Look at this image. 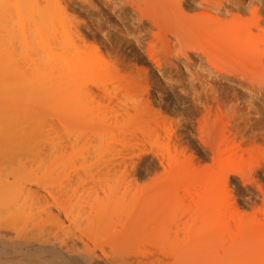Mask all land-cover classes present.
Listing matches in <instances>:
<instances>
[{
  "label": "bare ground",
  "instance_id": "bare-ground-1",
  "mask_svg": "<svg viewBox=\"0 0 264 264\" xmlns=\"http://www.w3.org/2000/svg\"><path fill=\"white\" fill-rule=\"evenodd\" d=\"M60 1L0 0V264H264V0H106L193 74L211 165L177 138L152 180L126 155L154 104L123 97L105 21L75 20L96 0Z\"/></svg>",
  "mask_w": 264,
  "mask_h": 264
},
{
  "label": "rangeland",
  "instance_id": "rangeland-1",
  "mask_svg": "<svg viewBox=\"0 0 264 264\" xmlns=\"http://www.w3.org/2000/svg\"><path fill=\"white\" fill-rule=\"evenodd\" d=\"M95 3L99 6V9L102 10V13H100V11H99L98 13H96V15L93 16V15L89 14L87 10H83L82 8L78 7L76 10H74L75 12L72 10V12L75 13V16H78V17H75V20L77 22H79V21H82L83 19L89 18V19H91L92 23L98 22V21H100V19L105 21L104 24L106 25V27L108 28L109 33H110L109 43L106 44V48L111 52L113 51L111 54L112 59L115 58L116 62L119 61L118 63H121V64H117V66L120 65V66H118V68L123 67L120 70H123V69L125 70L124 66H122V65H124L125 62H128V60L130 58L131 59L129 60V62L132 63L135 59H137L136 62H133V63H135L136 65L138 64L139 65L138 67L143 66L141 68L144 70H145V68L148 69V70L142 71V73H141L140 71L142 69L140 70L138 68V72H140V73H139V76H137L138 72L135 71V70H137L136 67L133 66V69H131V71L132 70L133 71L131 72L130 68L129 67L127 68V66H126V68H127L125 70L126 73L125 72L123 73V71H124L123 70L122 72H120L121 74L118 75L119 77L122 76L120 78L122 80L123 76L126 78V76H128L129 73H132V74L134 73L133 75L130 74V75L134 76V78H132V76H130V78H131V80H130L128 77V79L130 80V85L133 84L132 85L133 87L131 86L129 90H132V92L130 91V93H133L134 97L132 96L133 98H130L131 95L127 94V93H129V91L123 93V94H127V95L123 96V97H125V100L127 102H128V96H129V101L136 99V101L138 102V99L140 101L142 99H145L144 100L145 102L149 100L148 103L147 102L146 103H147V105L150 103L148 106H149V108H151V110L154 109L153 105L150 106L151 104H154V107H155V109L153 110L154 114H152V111H148V112H150V116L147 117L148 114H145L146 117L145 116L142 117V113H139L141 116L140 117L137 116L136 121L133 122L132 125L129 126L131 128L130 129L131 131H129L130 141H129L128 152L126 155V158L128 160V163H129V167H142L146 170L147 173L149 171L150 174L147 176L148 180H152V178L155 176V174H159L162 176L167 175V170H169L171 167L172 168L173 167L178 168V167L182 166V165L175 166L174 165L175 162L173 163L174 159L176 158V156L174 158V155L176 154V152H177L176 150H178V147L174 146L176 148L174 150V148L172 146V144H173L172 141L174 142V145H175L177 143L174 141L175 139H177V138L178 139L182 138V140L184 139V141L186 143L189 142V143H187L188 146L190 145L192 147L191 148L189 146L188 148H191L192 151L195 153L198 152L199 147H201V146H199L201 144H199L197 137L195 138V140L199 146L197 148H196L195 140L192 139L193 136L194 137H195V135L198 136V134H196L197 133V131H196L197 127H196V125H194L195 120L192 121V116H193V114H195L194 110L196 111L195 104H194L195 101L193 100V95H192L193 89L191 88L192 87L193 74L188 68H185L184 66H182V68H181V66H179L180 68L178 67L180 62L181 61L183 62L185 60L183 55L182 56L179 55V57H178L179 61H178V58H177L178 55L174 54V56H172L170 58L173 61V63H172L173 65L170 63L171 60H168L167 59L168 57H167L166 59H164L165 62L162 61L161 65H160L161 68H158L157 67L158 64H156V60H153L152 57L151 58L149 57L148 52H147L148 49L145 48V46H147L146 45L147 43H145V42H146L147 37H148L147 36L148 35V28L146 26H143V27L139 26L138 27L136 25V23L131 19L132 17H131L130 13H127V14L122 13L119 10H116L113 13L109 12V10L106 7V0H96ZM80 19H82V20H80ZM145 36H146V38H145ZM97 44H98V46L99 45L102 46V44H100L98 42H97ZM115 50L117 52H115ZM145 50H147V51H145ZM174 53H176V52H174ZM177 54H178V52H177ZM113 55L118 56V59H117V57H115ZM127 55H128V57H127ZM135 55H136V58H134ZM175 55H176V57H175ZM124 56L127 57L126 58L127 61H125ZM138 59L139 60L141 59L142 61L141 60L138 61ZM115 60H112V61L114 63H116ZM123 61H125V62H123ZM176 62H178L177 67L175 66ZM144 63L145 64L147 63V64L145 65ZM181 64H183V63H181ZM147 65H148V68H147ZM127 71H129V72L127 73ZM118 78H115L114 79L115 81L114 80L113 81L115 83L119 82L120 79L118 80ZM127 80H126V84L129 83V80L128 81ZM132 80H133V82H132ZM114 82L112 84H114ZM118 84L119 83H117V85ZM117 85L114 84V87L115 86L117 87ZM119 86H120V84H119ZM127 88H129V87H127ZM123 90L126 91L123 88L121 89V86H120L119 91L124 92ZM120 92H119V97H122L123 94H121ZM126 96H127V98H126ZM148 96H149V98H148ZM126 101L124 102V106L125 107L127 106L126 107L127 109H129L128 106L130 107V104L133 105V103L136 102V101H134L133 103L129 102V105H127ZM125 103H126V105H125ZM115 104H116V102H115ZM121 105H123V104H120V106ZM122 108H119V109L117 108V110H116L117 115L121 116V114H123ZM132 108L133 107L131 106L130 111L133 110ZM156 108H157V110H156ZM192 110H193V112H192ZM155 111H157L156 113H159V114L155 115L156 114ZM132 112H133V115H136V113H137L136 111H132ZM190 116H191V119H190ZM189 120H191V121H189ZM180 125H182V126H180ZM181 129H183V131H185L184 132L185 135L182 131V134H183V135H181L182 137L180 136L181 133H179V132H181L180 131ZM187 132H188V134H187ZM185 136H186V138H184ZM192 140L195 143H193ZM166 142L171 143V145L168 144L169 145L168 149L173 148L172 153L168 151L169 154L171 153L173 155L175 153L173 155V161H172L173 165L172 166H170V164L168 165V163H167V161H169L168 158H166L167 160L165 159V156L167 157V155H169L168 152L167 153L165 152L166 155L164 153V156L162 153L164 150L166 151V148H167ZM192 143H193V145H191ZM187 144H185V145L187 146ZM188 148H187V150H188ZM194 148L196 150H194ZM191 149H190V151H191ZM200 151H201V149H200ZM199 154H197V153L194 154V155L200 156V158H198L197 156H195V158L197 160L201 161L200 165L203 169H205V167L208 168L211 165V164L208 165L209 160L207 161V158L205 160L200 152H199ZM201 158H202V160H201ZM204 162H205L206 166L204 165V167H203L202 164ZM200 165L199 166L194 165V166L200 167ZM187 166H192V165H187Z\"/></svg>",
  "mask_w": 264,
  "mask_h": 264
}]
</instances>
